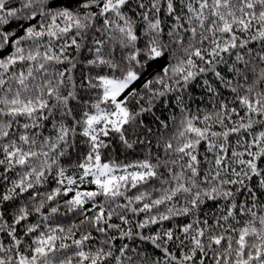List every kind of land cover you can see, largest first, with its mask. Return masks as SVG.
Wrapping results in <instances>:
<instances>
[{"label": "snow or ice", "instance_id": "obj_1", "mask_svg": "<svg viewBox=\"0 0 264 264\" xmlns=\"http://www.w3.org/2000/svg\"><path fill=\"white\" fill-rule=\"evenodd\" d=\"M0 264H264V0H0Z\"/></svg>", "mask_w": 264, "mask_h": 264}]
</instances>
